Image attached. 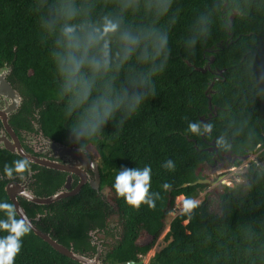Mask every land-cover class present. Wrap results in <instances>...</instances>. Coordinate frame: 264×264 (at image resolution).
I'll use <instances>...</instances> for the list:
<instances>
[{
  "label": "trees",
  "instance_id": "16d2710c",
  "mask_svg": "<svg viewBox=\"0 0 264 264\" xmlns=\"http://www.w3.org/2000/svg\"><path fill=\"white\" fill-rule=\"evenodd\" d=\"M87 2L93 6V21L121 15L119 0ZM59 3L0 0V68L7 67L10 84L36 102L38 123L46 134L59 141L72 138L101 158L102 187L112 206L99 198H91L97 203H90L77 196L47 206L25 200L20 204L40 231L86 257L95 252L89 233L112 220L116 231L100 237L111 240L104 245L107 261L137 262L164 232L175 199H194L207 187L182 185L208 178V169L215 172L229 166L225 162L215 165L208 150L211 141L218 151L230 150L237 156L260 150L257 159L264 160V0H171L162 16L145 13L143 8L123 12L125 27H151L167 35V45L149 63L133 58L120 70L116 88L139 95L142 101L130 116L125 104L96 133L83 130L84 109L72 108V94L63 91L56 57L59 23L53 25ZM233 11L237 14L229 26ZM211 57L210 70H195ZM207 95L215 111L208 108ZM200 117L206 120L204 124ZM192 123L200 125L199 134L188 130ZM206 128L209 132L202 135ZM19 159L0 150V203H11L4 191L8 180L4 166ZM168 160L174 162V170L163 167ZM240 163L235 161L234 166ZM146 165L152 169L150 192L155 207L142 204L137 210L116 195L113 185L122 168ZM253 167L254 163L247 170L244 195L237 196L224 186L216 197L206 195L191 212L176 215L164 237L165 245L148 264H264V167ZM50 174L47 170L39 174L41 187L37 181L31 184L37 196L55 191ZM5 218L0 211V219ZM5 235L0 231V237ZM15 264L79 263L30 231L22 238Z\"/></svg>",
  "mask_w": 264,
  "mask_h": 264
},
{
  "label": "clouds",
  "instance_id": "9594fccd",
  "mask_svg": "<svg viewBox=\"0 0 264 264\" xmlns=\"http://www.w3.org/2000/svg\"><path fill=\"white\" fill-rule=\"evenodd\" d=\"M170 3L171 0H119L121 15H104L93 21V6L87 0L79 4L77 0H60L53 20V25L59 23L56 57L63 76V91L73 96L72 108L84 109L83 130L98 132L125 104L130 116L139 107L142 97L130 96L127 89L116 88L120 70L133 58L139 63H149L166 48V34H160L151 27H125L122 13L143 8L145 13L162 16ZM160 67L162 70L163 65ZM188 130L199 134L200 125L189 124ZM30 163L28 159L13 161L11 166H4V172L9 179L13 178V173L23 179ZM163 167L174 170L175 164L168 160ZM151 172L150 165L143 169L122 168L113 185L116 195L137 210L142 204L154 208L155 200L150 192ZM164 187L170 188V185L165 184ZM197 204L195 200L184 198L182 210L189 213ZM0 211L6 217L0 219V231L7 233L0 237V264H15L22 238L31 231V224L17 218L11 203H0Z\"/></svg>",
  "mask_w": 264,
  "mask_h": 264
},
{
  "label": "flooded vegetation",
  "instance_id": "af4514ba",
  "mask_svg": "<svg viewBox=\"0 0 264 264\" xmlns=\"http://www.w3.org/2000/svg\"><path fill=\"white\" fill-rule=\"evenodd\" d=\"M7 75L5 77V80L10 84V82L7 80ZM11 87L19 95L18 104L16 105L15 109L12 110L11 108L14 105L12 100L13 99L12 94L6 96L5 94L0 93V113H3V116L4 115L6 116L7 125L12 131L13 135L17 138L19 145L31 157L39 159L40 161L53 162L55 164L60 165L62 168H65V170L47 168L45 166L31 162L29 171L23 174V179L19 175H16L13 176L12 179L8 178L6 184L10 182L25 183L27 184V187L32 192V194L37 196L33 191L31 184H35V182L37 181L36 182L37 185L41 187L40 185L41 182L38 181V176L39 174L43 175L44 171L47 170L49 174L50 172L52 173V175L54 176V179L52 180H54L57 185L55 191L48 196L55 194L57 191L64 190V187L67 184L69 186L67 189L68 192L75 190L77 187H79V190L76 194L72 196H68L64 199H69L77 196L86 199L87 202L97 203V201L93 199L91 200V198H99L105 205L111 207L112 203L107 199L108 191L106 188L102 187L101 158L97 154H94L92 151L87 149L86 147L77 145L72 138H68L67 141L65 139L59 141L53 139L51 136L46 134L42 130L41 124L38 123L39 108H37L36 102L31 101L28 97L22 95L12 85ZM6 110L7 113L5 114ZM1 117L2 116L0 115V138H4L10 144H13L11 134L6 130L4 126V122ZM210 147L211 144L209 143L208 149ZM0 150L8 152L7 150H3L1 148ZM214 152L215 151H212L213 155ZM215 160H216L215 161L216 165L217 162H223V161L224 162L227 161L226 162L227 164L229 163L226 157L216 156ZM251 167H252V163L249 164L247 170H249ZM253 168L254 170H258V168L255 165ZM46 185L47 187L50 186V184H46ZM48 196H37V197H48ZM22 200L25 199L18 197L19 203ZM40 206H47V205H40ZM38 219L39 217H37V220ZM102 224H103V228L96 227L93 232L89 233L91 238V244L92 246H94L95 252L92 254V256L88 258L90 259L93 258L97 252V248L99 247L101 252L99 258L100 263L110 264L107 261L106 258L107 249L106 246H104L106 243L111 242L110 238L109 237L100 238L98 236V238H100L98 239L97 237L92 235L93 233H97V235L98 233H101L103 234L102 236H104V234L111 232V229L108 228V222H103ZM112 232L114 233V231ZM140 261H142V264H145V261L143 259H141ZM128 262H124L120 264H126Z\"/></svg>",
  "mask_w": 264,
  "mask_h": 264
},
{
  "label": "water",
  "instance_id": "95a60500",
  "mask_svg": "<svg viewBox=\"0 0 264 264\" xmlns=\"http://www.w3.org/2000/svg\"><path fill=\"white\" fill-rule=\"evenodd\" d=\"M236 12L233 11L228 19H229V26H232V22L234 17L236 16ZM214 61V57H211L207 64L204 67H199V68H195L196 71H200L202 73H205L206 71L210 70V65L213 63ZM9 73V69L7 67H2L0 68V93L7 95H11L13 97V107L11 108L12 110L15 109L16 105L18 104V99H19V95L17 94V92L15 90L12 89L11 85L5 80L6 75ZM217 73L219 75H221V71H217ZM213 84V83H212ZM212 84L210 85V87L212 86ZM209 87V88H210ZM208 90V89H207ZM208 97V108L210 110L215 111L216 107L212 108L211 106V97L210 95H207ZM10 109V108H9ZM7 113V110L5 111V114ZM0 115L2 116V120L4 122V126L6 128V130L11 134V138L13 141V144H10L7 140H5L4 138H0V148L3 150H7L8 152L15 154L16 156L23 158V159H28L30 162L32 163H36L42 166H45L47 168H54L57 170H65V168H62L60 165L55 164L53 162L50 161H40L39 159L33 158L31 157L29 154H27L19 145L17 138L13 135L12 131L10 130V128L7 125V121H6V116H3V113H0ZM211 117V114L208 116V118ZM200 121L202 124L205 123V119L203 117H200ZM208 129V128H206ZM209 132V129L202 133V135H206ZM211 147L208 149L210 152L215 151L214 152V160L215 157H226V159L229 161L230 164H234L235 161H245L248 159L249 154H251V152L245 156H237L235 154H233L230 150L228 151H221L219 152L217 147L214 146V141L210 142ZM216 161V160H215ZM209 183V180L206 179H199L193 183H188V184H183V187L186 186H196L198 184H207ZM68 185L66 184L64 187V190H60L57 191L55 194L48 196V197H37L35 195L32 194V192L28 189L27 184L25 183H17V182H10L7 183L4 186V191L7 195V197L9 198L10 202L14 205L17 216L19 218H23L26 221L30 222L31 224V231L34 233L35 236L39 237L41 240H43L45 243H47L53 250H55L56 252H58L59 254L79 263V264H102L99 261L101 252H100V248H97V252L95 254V256L93 258H88L86 256L77 254L73 251L72 248H67L61 244H59L57 241L53 240L52 237L49 234H45L43 232H41L34 224L33 221L28 218L25 209L20 205L19 201H18V197L19 198H23L33 204L36 205H49L52 203H55L57 201H60L68 196H72L74 194H76L79 190V187H77L75 190L68 192ZM212 194L215 195L214 190L212 191ZM126 264H142V261L139 262H134V261H129Z\"/></svg>",
  "mask_w": 264,
  "mask_h": 264
},
{
  "label": "rangeland",
  "instance_id": "374dc122",
  "mask_svg": "<svg viewBox=\"0 0 264 264\" xmlns=\"http://www.w3.org/2000/svg\"><path fill=\"white\" fill-rule=\"evenodd\" d=\"M260 153H261V151L257 150L255 152L249 154L248 159L245 161H241V163L237 166H234V164H230V163L227 164L226 163L227 161L225 160L226 161L225 163L227 165H229L228 167L219 168L215 172L211 171L212 169H208L205 173V175L208 176V178H205V179L209 180V183L205 184V185H207V187L200 190L198 192L197 196L192 200L200 202L201 200H203V198L206 197V195H207V197H209L210 195H213L216 197L217 196L216 191L218 189L223 188L224 186L233 189V191L235 192V194L237 196L244 195L246 193L245 185L247 183V177H246L247 171L246 170H247L249 164L254 163V165L258 169H261L264 167V160L259 161L257 159L259 157ZM218 163L219 162H217V164ZM220 163H222V162H220ZM213 190L215 192V195L212 194ZM183 199H184L183 196H178L175 199V207H174L173 211L171 213H169L168 218L166 219V228H165L164 232L159 237L154 248L146 254L145 258H143V260L145 261V264H148V261L154 255V253L157 250L161 249L165 245L164 237H165L166 233L169 231V224H170L171 220L176 215L183 212V210H182ZM186 223L187 222H184L183 224H186ZM116 227L117 226H116L115 222H113L112 220L108 221V228L109 229L115 230ZM92 235L98 238V236L101 237L103 234L98 233V235H97V233H93ZM98 239H100V238H98Z\"/></svg>",
  "mask_w": 264,
  "mask_h": 264
}]
</instances>
